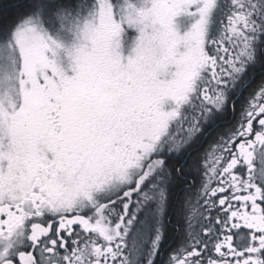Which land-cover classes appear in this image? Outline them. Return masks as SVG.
<instances>
[{
	"label": "snow or ice",
	"instance_id": "obj_1",
	"mask_svg": "<svg viewBox=\"0 0 264 264\" xmlns=\"http://www.w3.org/2000/svg\"><path fill=\"white\" fill-rule=\"evenodd\" d=\"M0 264H264V0H0Z\"/></svg>",
	"mask_w": 264,
	"mask_h": 264
},
{
	"label": "flooded vegetation",
	"instance_id": "obj_2",
	"mask_svg": "<svg viewBox=\"0 0 264 264\" xmlns=\"http://www.w3.org/2000/svg\"><path fill=\"white\" fill-rule=\"evenodd\" d=\"M239 118V105H237V111L235 117H232L231 115L229 116V119L234 122L236 119Z\"/></svg>",
	"mask_w": 264,
	"mask_h": 264
}]
</instances>
